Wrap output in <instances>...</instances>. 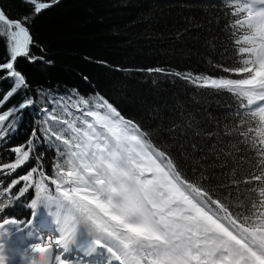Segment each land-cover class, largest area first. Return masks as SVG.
<instances>
[{"label": "snow or ice", "instance_id": "snow-or-ice-1", "mask_svg": "<svg viewBox=\"0 0 264 264\" xmlns=\"http://www.w3.org/2000/svg\"><path fill=\"white\" fill-rule=\"evenodd\" d=\"M23 2L31 11L20 19L0 9V40L8 53L0 62V80L12 83L0 98V110L21 90L26 97L0 111V143L5 144L24 109L36 104L16 67L18 58L43 60L31 53L39 45L29 26L60 0ZM224 7L225 27L239 59H233V66L216 67L230 75H174L197 88L236 98L238 107L231 114L237 119L216 134L219 144L213 151L218 148L233 158L247 153L238 158L249 164L245 174L235 175L242 165L233 168L231 185L237 195L229 185L221 186L227 193L217 195L199 169L190 175L149 131L124 117L107 98L97 95L71 103L63 97L49 99L61 105L63 114L42 107L43 126L34 129L25 144L5 149L14 158L0 156V264H14L17 256L21 264H264V0H225ZM36 95L51 97L42 90ZM44 143L57 153L51 174L45 169L46 154L39 151ZM33 155L35 164L16 175ZM240 185L247 186V195H239ZM25 194H30V216L10 218L8 209ZM40 208L55 217L54 234L46 242L38 238L7 254L6 239L32 229Z\"/></svg>", "mask_w": 264, "mask_h": 264}, {"label": "trees", "instance_id": "trees-1", "mask_svg": "<svg viewBox=\"0 0 264 264\" xmlns=\"http://www.w3.org/2000/svg\"><path fill=\"white\" fill-rule=\"evenodd\" d=\"M224 5L225 0H60L45 10L29 26L39 45L32 47L31 53L43 60L31 63L19 58L16 64L30 85L27 95L36 104L24 109L15 132L6 144L0 143V156L4 160L14 158L5 149L25 144L33 130L43 126L42 107L56 108L55 115L63 114V108L49 103V99L63 97L71 103L79 98L91 101L99 95L113 103L124 117L149 131L153 141L170 152L190 175L195 169L206 173L209 187L216 189L217 195L227 193L222 185L231 186L233 195H237L236 186L231 185L233 168L240 164L242 168H236L235 175L245 174L249 164L238 158L247 153H236L237 158H233L218 148L213 151L219 144L216 134L223 133L225 125L231 127L237 119L231 114L238 107L236 98L227 92L197 88L174 75H230L216 67L233 66V59H239L234 55V38L225 27L228 17L224 15ZM0 9L16 20L30 14L31 6L23 0H0ZM7 55L4 41L0 40V62ZM157 68L165 71H148ZM11 87L10 81L0 80V98ZM39 90L51 97L37 96ZM25 98L21 90L2 110ZM47 123L55 126L53 121ZM207 132L213 136L208 137ZM39 151L46 154L45 169L51 174L55 149L44 143ZM34 164L33 155L16 175L24 174ZM195 178L200 179L198 174ZM245 187L239 186V195H247ZM50 190L54 192V186ZM29 197L25 194L12 203L8 209L10 218L30 216ZM53 223L55 217L40 208L32 229L13 232L10 250H22L38 238L46 242L52 235L48 227Z\"/></svg>", "mask_w": 264, "mask_h": 264}, {"label": "rangeland", "instance_id": "rangeland-1", "mask_svg": "<svg viewBox=\"0 0 264 264\" xmlns=\"http://www.w3.org/2000/svg\"><path fill=\"white\" fill-rule=\"evenodd\" d=\"M58 105V104H57ZM61 106V105H60ZM45 116V115H44ZM10 250V245H9V238L6 239V253L11 255V252H9ZM14 264H21L20 262V257H15V261Z\"/></svg>", "mask_w": 264, "mask_h": 264}, {"label": "bare ground", "instance_id": "bare-ground-1", "mask_svg": "<svg viewBox=\"0 0 264 264\" xmlns=\"http://www.w3.org/2000/svg\"><path fill=\"white\" fill-rule=\"evenodd\" d=\"M55 228V224H50V226L48 227V231H50L52 234H54L53 230Z\"/></svg>", "mask_w": 264, "mask_h": 264}, {"label": "water", "instance_id": "water-1", "mask_svg": "<svg viewBox=\"0 0 264 264\" xmlns=\"http://www.w3.org/2000/svg\"><path fill=\"white\" fill-rule=\"evenodd\" d=\"M19 59V58H18Z\"/></svg>", "mask_w": 264, "mask_h": 264}]
</instances>
